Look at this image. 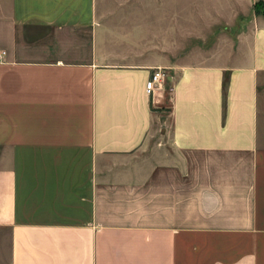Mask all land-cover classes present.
I'll return each instance as SVG.
<instances>
[{"label": "crops", "instance_id": "1", "mask_svg": "<svg viewBox=\"0 0 264 264\" xmlns=\"http://www.w3.org/2000/svg\"><path fill=\"white\" fill-rule=\"evenodd\" d=\"M257 1L0 0V264H264Z\"/></svg>", "mask_w": 264, "mask_h": 264}, {"label": "rangeland", "instance_id": "2", "mask_svg": "<svg viewBox=\"0 0 264 264\" xmlns=\"http://www.w3.org/2000/svg\"><path fill=\"white\" fill-rule=\"evenodd\" d=\"M149 2H152L149 0ZM150 5L154 6L155 9L162 8L165 6H170L172 10V16H177L179 20L178 7L179 0H153ZM223 5H226V0H185V13H181V16L185 17V27L187 30L199 29L204 27L207 23L209 16L215 15L217 9L222 10ZM176 11V12H173ZM212 11V12H210ZM176 13V14H175ZM181 25H183V20H181ZM187 51L198 46L199 48L207 47V41L202 42L198 39L187 38Z\"/></svg>", "mask_w": 264, "mask_h": 264}, {"label": "built area", "instance_id": "3", "mask_svg": "<svg viewBox=\"0 0 264 264\" xmlns=\"http://www.w3.org/2000/svg\"><path fill=\"white\" fill-rule=\"evenodd\" d=\"M166 74L163 68H157L150 78L146 82V91L150 95H154L155 91L158 90L162 85V80L165 78Z\"/></svg>", "mask_w": 264, "mask_h": 264}, {"label": "trees", "instance_id": "4", "mask_svg": "<svg viewBox=\"0 0 264 264\" xmlns=\"http://www.w3.org/2000/svg\"><path fill=\"white\" fill-rule=\"evenodd\" d=\"M253 11L255 14H263L264 15V1L259 0L254 3L253 5Z\"/></svg>", "mask_w": 264, "mask_h": 264}]
</instances>
